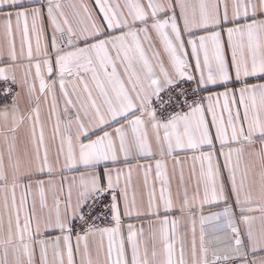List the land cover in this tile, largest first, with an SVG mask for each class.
Masks as SVG:
<instances>
[{"label":"snow or ice","instance_id":"1","mask_svg":"<svg viewBox=\"0 0 264 264\" xmlns=\"http://www.w3.org/2000/svg\"><path fill=\"white\" fill-rule=\"evenodd\" d=\"M0 101V264H264V0H0Z\"/></svg>","mask_w":264,"mask_h":264},{"label":"crops","instance_id":"2","mask_svg":"<svg viewBox=\"0 0 264 264\" xmlns=\"http://www.w3.org/2000/svg\"><path fill=\"white\" fill-rule=\"evenodd\" d=\"M169 167H171V165H169ZM186 177H187V170H186ZM133 179H134V182H135V180H136V176H135V174H134V177H133ZM194 180H195V178H193V183H194Z\"/></svg>","mask_w":264,"mask_h":264},{"label":"built area","instance_id":"3","mask_svg":"<svg viewBox=\"0 0 264 264\" xmlns=\"http://www.w3.org/2000/svg\"><path fill=\"white\" fill-rule=\"evenodd\" d=\"M0 103H3V101H0Z\"/></svg>","mask_w":264,"mask_h":264}]
</instances>
